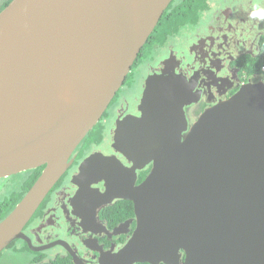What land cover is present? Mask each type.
<instances>
[{
    "label": "water",
    "instance_id": "95a60500",
    "mask_svg": "<svg viewBox=\"0 0 264 264\" xmlns=\"http://www.w3.org/2000/svg\"><path fill=\"white\" fill-rule=\"evenodd\" d=\"M172 1L12 0L0 11V178L45 167L0 221V253L25 237ZM155 79L142 115L115 129L113 147L133 167L93 153L77 175L88 189L95 169L122 190L110 197L134 201L138 227L121 261L178 264L184 252V264H264V84L207 109L183 137L184 90Z\"/></svg>",
    "mask_w": 264,
    "mask_h": 264
},
{
    "label": "flooded vegetation",
    "instance_id": "af4514ba",
    "mask_svg": "<svg viewBox=\"0 0 264 264\" xmlns=\"http://www.w3.org/2000/svg\"><path fill=\"white\" fill-rule=\"evenodd\" d=\"M148 58L152 61L146 65L134 98L120 95L119 90L97 124L102 126L101 137L96 141L83 139L70 157L69 168L24 226L25 237L7 247L25 256L15 264H114L110 261L117 258L123 264L121 255L138 227L135 203L110 197L122 190H112L105 181L98 180L95 169L85 176L91 178L89 188H83L77 181L81 164L91 154L100 153L114 164L133 167L114 149V133L125 116L142 115L143 100L154 95V84H146L152 75L162 88L171 81L181 84L184 91L179 90V99L185 102L188 123L183 137L207 109L244 87L264 84V0H205L194 19L178 29L162 22L135 63L142 66ZM152 167L153 163L138 167L136 175L131 173L130 184L138 187ZM40 168L34 183L45 167ZM29 171L0 178V200L13 191L18 181L28 180ZM185 258L182 252L178 264H184ZM144 263L148 262L132 264Z\"/></svg>",
    "mask_w": 264,
    "mask_h": 264
},
{
    "label": "trees",
    "instance_id": "16d2710c",
    "mask_svg": "<svg viewBox=\"0 0 264 264\" xmlns=\"http://www.w3.org/2000/svg\"><path fill=\"white\" fill-rule=\"evenodd\" d=\"M11 1L12 0H0V11L5 8ZM204 2L205 0H173L164 12L155 31H153L150 37L156 34L158 28L162 26V22L172 23L175 26V29H178L182 24L186 23V21L193 20L199 9L204 5ZM101 128V124L95 126L94 130H91L86 135V137L89 136L96 141V139L100 138V135H102ZM41 169L42 168H38L29 171L28 180L22 183L18 181L19 184L14 187L13 191L9 192L8 195L0 200V221L3 220L11 212L15 204L32 187Z\"/></svg>",
    "mask_w": 264,
    "mask_h": 264
},
{
    "label": "rangeland",
    "instance_id": "374dc122",
    "mask_svg": "<svg viewBox=\"0 0 264 264\" xmlns=\"http://www.w3.org/2000/svg\"><path fill=\"white\" fill-rule=\"evenodd\" d=\"M152 60L148 58V60L142 65V66H138L135 65V67H133L131 73L129 74V77L126 81V83L124 84V86L121 88V93L120 95H124L127 98H134L137 88L139 89V87L142 84L143 81V76L145 73V68L147 67V63L151 62ZM89 138V136H87V138L85 139V141ZM110 138V135L108 133L107 135V140ZM19 245V244H17ZM11 248H7L5 249L0 256V263L2 264H10V263H17L18 261H22L25 256H22L18 253H15L14 251L11 250ZM11 251L13 253H11ZM24 257V258H23ZM25 264V263H24Z\"/></svg>",
    "mask_w": 264,
    "mask_h": 264
}]
</instances>
